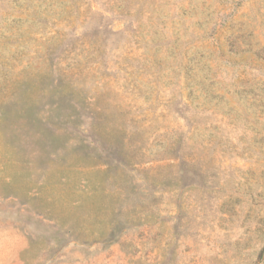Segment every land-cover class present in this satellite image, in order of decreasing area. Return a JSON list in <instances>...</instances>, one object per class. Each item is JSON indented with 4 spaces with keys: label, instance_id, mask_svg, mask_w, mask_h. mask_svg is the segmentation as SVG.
I'll list each match as a JSON object with an SVG mask.
<instances>
[{
    "label": "rangeland",
    "instance_id": "1",
    "mask_svg": "<svg viewBox=\"0 0 264 264\" xmlns=\"http://www.w3.org/2000/svg\"><path fill=\"white\" fill-rule=\"evenodd\" d=\"M0 264H264V0H0Z\"/></svg>",
    "mask_w": 264,
    "mask_h": 264
}]
</instances>
